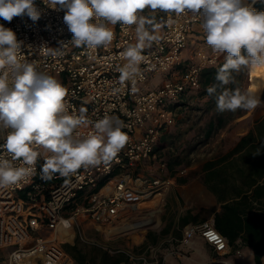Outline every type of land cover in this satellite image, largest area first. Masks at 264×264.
<instances>
[{
	"label": "built area",
	"instance_id": "built-area-1",
	"mask_svg": "<svg viewBox=\"0 0 264 264\" xmlns=\"http://www.w3.org/2000/svg\"><path fill=\"white\" fill-rule=\"evenodd\" d=\"M35 6L41 12L38 21L23 15L4 24L22 41L24 58L35 61L39 71L55 76L68 89L70 113L79 114L85 108L88 120L93 122L111 116L123 123L122 130L129 141L108 164L81 168L70 178L57 174L50 181L41 179L43 158H39L36 171L28 180L0 189V250H9L8 264H78L64 250L66 240L61 238L64 230L74 232L78 218L85 217L106 234L116 230L118 223L133 225L130 221L143 203L156 197L161 199L174 179L185 174L186 169L165 177L151 173L156 170L162 174L167 169L159 161L158 145L187 105L189 93L200 88L202 70L218 66L222 58L218 53L205 51L209 47L202 28L200 34L196 33L198 46L191 56L184 58L200 18L162 13L161 29L156 33L160 41L144 49L142 76L136 78L134 86L131 82L121 85L117 69L124 61L119 53L136 42L134 25L112 26L114 39L108 48L87 50L68 44L60 55L53 57L40 48H59L60 42L72 39L63 21L65 12L48 7L47 0H35ZM159 77V84L151 87L152 80ZM91 130V126L78 129L81 135ZM5 136L6 130L0 128V144ZM208 233L217 239L213 240ZM194 237L202 238L217 254L230 249L227 239L215 228L213 218L185 227L180 243L188 246ZM106 250L111 254L123 252ZM164 262L165 258L161 264Z\"/></svg>",
	"mask_w": 264,
	"mask_h": 264
},
{
	"label": "clouds",
	"instance_id": "clouds-1",
	"mask_svg": "<svg viewBox=\"0 0 264 264\" xmlns=\"http://www.w3.org/2000/svg\"><path fill=\"white\" fill-rule=\"evenodd\" d=\"M48 7L63 10L64 23L72 33L61 47L41 46L45 55L56 57L68 44L95 50L108 48L114 39L113 27L135 26L136 42L129 44L119 57V82L124 85L142 76L146 47L159 43L156 33L160 25L156 16L144 11L162 12L176 17L192 14L200 18L206 45L225 54V62L206 88L215 96L216 111H253L260 104L257 95L241 91L234 84L233 73L243 68L264 74V11L253 5L256 0H47ZM27 15L38 21L41 12L35 0H0V18L9 23L14 17ZM219 89V91H218ZM118 91V89L116 90ZM68 89L53 75L38 70L22 52V41L10 28L0 24V128L6 130L0 144V189L28 180L36 171L39 158L41 179L50 181L55 175L70 178L81 168L108 164L125 147L129 136L122 122L111 116L90 121L87 110L70 113L66 100ZM81 126L91 131L81 135ZM19 161V165L15 162Z\"/></svg>",
	"mask_w": 264,
	"mask_h": 264
},
{
	"label": "rangeland",
	"instance_id": "rangeland-1",
	"mask_svg": "<svg viewBox=\"0 0 264 264\" xmlns=\"http://www.w3.org/2000/svg\"><path fill=\"white\" fill-rule=\"evenodd\" d=\"M197 42L196 36L191 37L183 53L184 58H188L192 55V51L198 46L196 44ZM205 51L208 52L206 49ZM224 60L225 59H223V61ZM251 71L253 75L256 73V70ZM233 76L236 82L226 87H239L242 92L247 91L250 81V70L243 68L239 73H233ZM261 76V84L256 95L260 97L262 101L264 74ZM160 80L161 77L156 81L152 80L151 87L157 82H160ZM147 87H149L148 89L151 88L150 86ZM201 91L202 85L197 90L196 94L190 97L185 108L180 110L174 126L169 128L167 132L162 135L164 138L160 141V146L158 148L159 161L160 163L164 162L166 166L168 164V167L170 166L173 172L171 175H177L180 170L186 169L185 176L183 175V178H178L186 182H190L194 179L201 180V167L203 162L227 152L241 136L249 132L257 120L264 117V101L253 111L238 109L235 112L226 111L219 113L216 111L215 96H200ZM240 113H245V115L239 117ZM211 122L213 123V130L211 133H207ZM151 166L152 165H150V167ZM155 168L157 167L155 166ZM155 173H157L156 170ZM158 199L159 197H156L155 201ZM153 203L154 202L145 203L142 207H150ZM137 222L138 221H130L132 224ZM74 228V239L70 242H66L65 245L77 244L79 250L84 253L87 260H94L92 263H98L100 255L103 252H108L106 249H110L111 251H123L117 254L108 252L111 255H123V253L128 255V259L124 264L162 263L163 258H159L160 252L157 250V244L152 240V237L140 243L141 240L138 235L139 228L133 229L129 233H123V236L114 233L115 231L113 229L111 233L114 234L106 236L104 233L95 230L91 225L86 223L82 225L78 221L77 224L75 223ZM164 246L165 245H163L162 248H164ZM8 252L9 250H0V264H8ZM182 254L186 259H189V253L183 252Z\"/></svg>",
	"mask_w": 264,
	"mask_h": 264
},
{
	"label": "trees",
	"instance_id": "trees-1",
	"mask_svg": "<svg viewBox=\"0 0 264 264\" xmlns=\"http://www.w3.org/2000/svg\"><path fill=\"white\" fill-rule=\"evenodd\" d=\"M264 0H257L253 5L258 11H264ZM0 24L5 20L0 18ZM218 66H209L202 70L200 83L202 91L200 96H208L206 88L215 81ZM255 73V72H254ZM261 72L256 70L253 75L250 70V81L247 92L256 95L261 82ZM219 91V89H218ZM197 91L189 93V97ZM210 97V96H209ZM213 97V96H212ZM264 101V91L262 93ZM185 105V101H183ZM245 113L239 115L242 117ZM213 130L211 122L207 133ZM164 136L161 137V140ZM160 143L158 145V148ZM158 150V149H157ZM168 167V164H167ZM168 170L173 174L170 166ZM203 183L215 196L220 205L219 211L214 215L215 228L223 235L230 247L238 249L247 247L252 250L255 264H263L264 259V117L257 120L249 132L227 152L211 158L203 164ZM67 234L72 237L69 230L61 238L67 240ZM64 250L71 255L78 264H124L128 255H111L103 252L98 263L87 260L77 244L64 245Z\"/></svg>",
	"mask_w": 264,
	"mask_h": 264
},
{
	"label": "crops",
	"instance_id": "crops-1",
	"mask_svg": "<svg viewBox=\"0 0 264 264\" xmlns=\"http://www.w3.org/2000/svg\"><path fill=\"white\" fill-rule=\"evenodd\" d=\"M144 15L146 17L155 15L156 22L160 25L158 31H160L162 12L152 13L150 10L146 9L144 11ZM200 28V25L195 26L196 32L194 31L192 37L197 36L196 33L200 34ZM211 51V49H208L209 53ZM218 54L224 59V57H222L224 54ZM158 84L159 82L154 84L153 87L155 88ZM208 160L210 159L205 160L203 164ZM202 167L201 180L194 179L190 182H186L183 179H178L183 178V175L176 177L174 179V183L164 193L163 198L156 201L154 198L145 202H154L150 207H142V205L145 204L143 203L141 205V210L133 217L134 219L131 220L138 221L137 223L148 219H152L151 221L149 220L142 226L136 228L131 227L130 229H124L125 225L122 226L118 223L114 233L123 236V233H129L131 230L139 228L138 235L141 240L140 243L145 242L152 237V240H154L156 242L155 244H157V250L160 252L159 258H165L164 264H255L253 252L247 247H239L238 249L230 247L226 253L217 254L213 252L210 245H208L200 237H194L188 246H184L180 243L185 227L208 218L214 219V215L220 209L217 199L203 183L204 172ZM142 170L145 174H147L146 169ZM151 173L161 177L171 175L168 168L162 174L160 172L155 173V170ZM77 221L82 225L84 223L89 224L95 228V230L102 232L99 227L87 220L85 217L78 218L75 222L76 224ZM114 233L104 234L106 236H111V234ZM74 237L75 228L72 237L66 240L65 243L72 241ZM65 243L63 244V247ZM163 245L166 247L164 246V248H162ZM183 252L189 253L188 256L190 260L183 256ZM262 261L264 264V259Z\"/></svg>",
	"mask_w": 264,
	"mask_h": 264
},
{
	"label": "bare ground",
	"instance_id": "bare-ground-1",
	"mask_svg": "<svg viewBox=\"0 0 264 264\" xmlns=\"http://www.w3.org/2000/svg\"><path fill=\"white\" fill-rule=\"evenodd\" d=\"M256 1H257V0H256ZM263 91H264V89H263ZM153 214H154V213H153ZM153 216H154V215H153ZM149 220H150V219L145 220V221H143V222H139V223L133 224L132 226L127 225V226L124 227V229H129V228H131V227L136 228V227L142 226L143 224L147 223ZM150 221H151V220H150ZM128 226H129V227H128ZM69 230H70V229H69ZM69 230H64V231L61 233V235L67 233Z\"/></svg>",
	"mask_w": 264,
	"mask_h": 264
},
{
	"label": "snow or ice",
	"instance_id": "snow-or-ice-1",
	"mask_svg": "<svg viewBox=\"0 0 264 264\" xmlns=\"http://www.w3.org/2000/svg\"><path fill=\"white\" fill-rule=\"evenodd\" d=\"M208 235H209L213 240L217 239L216 236L213 235L212 233H208Z\"/></svg>",
	"mask_w": 264,
	"mask_h": 264
}]
</instances>
